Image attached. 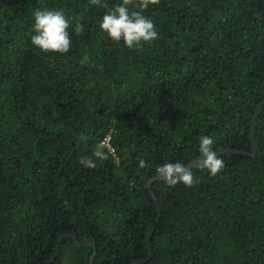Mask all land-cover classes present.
Here are the masks:
<instances>
[{"label": "trees", "instance_id": "trees-1", "mask_svg": "<svg viewBox=\"0 0 264 264\" xmlns=\"http://www.w3.org/2000/svg\"><path fill=\"white\" fill-rule=\"evenodd\" d=\"M122 2L0 0V264H264V107L254 157L219 155L191 187L155 179L201 157V136L250 153L264 0H129L158 32L135 49L99 27ZM37 9L63 11L68 53L32 46Z\"/></svg>", "mask_w": 264, "mask_h": 264}, {"label": "clouds", "instance_id": "clouds-1", "mask_svg": "<svg viewBox=\"0 0 264 264\" xmlns=\"http://www.w3.org/2000/svg\"><path fill=\"white\" fill-rule=\"evenodd\" d=\"M93 4H100L101 0H92ZM158 0H142L137 5L141 9H146L149 4H156ZM69 20L62 10H39L33 13V25L31 44L39 51L63 55L71 48V38L69 35ZM100 30L106 33L107 37L116 43L122 42L128 49H135L141 44H148L158 38V32L153 21L145 16L142 11H130L129 0H123L116 4L111 10L106 12L99 24ZM82 26L77 24L75 33L82 31ZM87 56L84 61H87ZM83 139V137H82ZM214 140L211 136H201L198 144V151L201 156L200 167L207 169L209 175H217L225 166L223 159L213 148ZM108 159L105 152L97 150L91 157L81 159L80 163L88 168L95 169L97 160ZM146 166V161L141 159L139 167ZM156 173L166 180L169 185L183 183L191 187L194 183V176L191 170L184 167L179 162L167 163L156 168Z\"/></svg>", "mask_w": 264, "mask_h": 264}, {"label": "water", "instance_id": "water-1", "mask_svg": "<svg viewBox=\"0 0 264 264\" xmlns=\"http://www.w3.org/2000/svg\"><path fill=\"white\" fill-rule=\"evenodd\" d=\"M263 107H264V97L260 101V103L256 106V109L254 111L253 117H252V119L250 121V131H249V136H248L249 141L251 143L250 153L248 154V153H245V152H239V151H235V150H232V149H222L220 151H217L218 152V155H224V154L231 153V154H241V155L249 156V157H254L255 156L256 150H257V143L255 141V132H256V126H257V119H258V116L260 115ZM200 160H201V157H198V158L194 159L193 161H191L190 163H188L187 165H185L184 167H186L189 170H191L192 168L200 165ZM155 179H163V178H161L157 174V177ZM151 181L148 182L147 187H149V184L151 183ZM150 194L152 195L153 200L156 202L155 196L151 192H150ZM160 214H161L160 206L158 205L157 206V218H156V222L159 221ZM154 228H155V226L152 227V229L149 231V234L147 236V239H149L150 234L153 232ZM66 237L71 238L74 241V243H75L76 246H82V245H85V244H89V245H92V246L94 245V241L92 239H87L86 241H83L81 243H78L77 240H76V238L72 234H64V235L60 236V239L66 238ZM55 252L57 254V248H55Z\"/></svg>", "mask_w": 264, "mask_h": 264}, {"label": "built area", "instance_id": "built-area-1", "mask_svg": "<svg viewBox=\"0 0 264 264\" xmlns=\"http://www.w3.org/2000/svg\"><path fill=\"white\" fill-rule=\"evenodd\" d=\"M102 146L105 147L110 153L114 152L110 146V138L109 137L104 139V141L102 142Z\"/></svg>", "mask_w": 264, "mask_h": 264}]
</instances>
